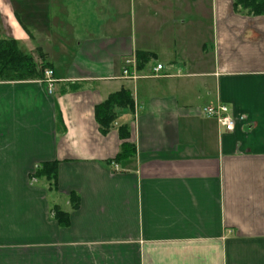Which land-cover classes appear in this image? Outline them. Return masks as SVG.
I'll use <instances>...</instances> for the list:
<instances>
[{
    "label": "crops",
    "instance_id": "0c3cea01",
    "mask_svg": "<svg viewBox=\"0 0 264 264\" xmlns=\"http://www.w3.org/2000/svg\"><path fill=\"white\" fill-rule=\"evenodd\" d=\"M0 18L55 80H0V264H264V9L0 0ZM122 90L102 133L95 108ZM216 104L232 131L203 114ZM51 162L54 190L33 175Z\"/></svg>",
    "mask_w": 264,
    "mask_h": 264
},
{
    "label": "trees",
    "instance_id": "16d2710c",
    "mask_svg": "<svg viewBox=\"0 0 264 264\" xmlns=\"http://www.w3.org/2000/svg\"><path fill=\"white\" fill-rule=\"evenodd\" d=\"M234 7L244 11L247 14H261L264 9V0H232ZM151 55L145 52L136 54V65L141 68L148 63ZM44 67L47 64L37 65L32 57L19 50L17 43L13 39H0V80L21 81L41 79L43 77ZM131 99L128 91L122 90L113 94L105 102L99 104L95 108V117L99 129L102 133H106L115 121L117 110L122 107H130ZM119 136L126 139L128 130L126 126L119 128ZM132 146L129 143H123L120 155L127 156ZM119 155V157H120ZM118 158V157H117ZM117 158L115 160H117ZM34 177L43 179L51 190L57 185V163H44L34 172ZM70 203L72 207L78 204V198L75 194L70 195ZM55 215L61 224H67L66 212L55 208Z\"/></svg>",
    "mask_w": 264,
    "mask_h": 264
},
{
    "label": "built area",
    "instance_id": "2783aa9c",
    "mask_svg": "<svg viewBox=\"0 0 264 264\" xmlns=\"http://www.w3.org/2000/svg\"><path fill=\"white\" fill-rule=\"evenodd\" d=\"M162 69V65H156L155 68H153V71L151 73L152 76H158L160 75V72ZM122 77L128 78V79H135L138 76L136 75L135 65L134 61L127 59L125 61L123 70H122ZM43 81L47 85V91L49 94L52 92L53 84L55 80L53 79L52 71L51 70H45L43 73ZM203 114L205 116L211 117L216 120V122L226 131H232L235 126V119L230 114V110L227 106L223 104H216L213 106H206L202 109Z\"/></svg>",
    "mask_w": 264,
    "mask_h": 264
},
{
    "label": "rangeland",
    "instance_id": "374dc122",
    "mask_svg": "<svg viewBox=\"0 0 264 264\" xmlns=\"http://www.w3.org/2000/svg\"><path fill=\"white\" fill-rule=\"evenodd\" d=\"M17 1V0H16ZM18 2H19V0H18ZM0 25H1V18H0Z\"/></svg>",
    "mask_w": 264,
    "mask_h": 264
}]
</instances>
